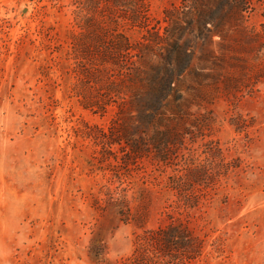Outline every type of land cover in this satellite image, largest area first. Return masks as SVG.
Here are the masks:
<instances>
[{
	"label": "rangeland",
	"instance_id": "374dc122",
	"mask_svg": "<svg viewBox=\"0 0 264 264\" xmlns=\"http://www.w3.org/2000/svg\"><path fill=\"white\" fill-rule=\"evenodd\" d=\"M146 1L161 29L164 11L182 4ZM72 2L0 0V264H123L141 230L119 220L107 189L129 200L127 189L145 181L162 192L149 228L176 199L163 188L170 169L144 161L120 179L86 137L88 126L106 130L111 113L71 97L72 61L61 64L54 51L74 29ZM251 7L250 22H264V0ZM211 109L219 122L212 138L240 166L193 214L190 226L207 242L195 264H264V78L238 101L221 98ZM237 115L246 128L229 125Z\"/></svg>",
	"mask_w": 264,
	"mask_h": 264
},
{
	"label": "trees",
	"instance_id": "16d2710c",
	"mask_svg": "<svg viewBox=\"0 0 264 264\" xmlns=\"http://www.w3.org/2000/svg\"><path fill=\"white\" fill-rule=\"evenodd\" d=\"M72 3L74 29L54 51L61 64L72 61L71 97L111 113L106 130L88 126L86 137L101 145L102 160L120 179L144 161L170 169L163 188L176 197L149 228L162 192L145 181L127 189L129 200L107 189L119 220L141 230L123 264H195L207 242L190 226L193 214L240 166L212 138L219 122L211 107L221 98L238 101L264 78V22H250L252 0H181L164 11L162 29L146 0ZM228 122L247 127L239 115Z\"/></svg>",
	"mask_w": 264,
	"mask_h": 264
}]
</instances>
